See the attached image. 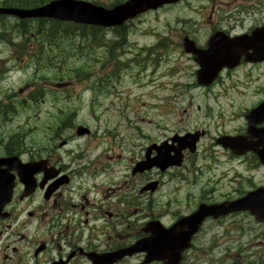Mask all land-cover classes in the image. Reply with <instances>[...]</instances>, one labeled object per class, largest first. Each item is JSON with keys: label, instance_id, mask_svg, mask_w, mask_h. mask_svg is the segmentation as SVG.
<instances>
[{"label": "rangeland", "instance_id": "obj_1", "mask_svg": "<svg viewBox=\"0 0 264 264\" xmlns=\"http://www.w3.org/2000/svg\"><path fill=\"white\" fill-rule=\"evenodd\" d=\"M3 1L0 0V3ZM20 1L33 2L34 0ZM85 1L110 8L118 1L123 2L125 0ZM245 2L244 0H184L179 5L141 16L129 25L131 29H129L125 37L127 45L129 44L134 47L131 56L134 57V61H139L137 65L142 64L144 66L149 64V58H152L146 51L149 47H152V51L153 46L157 45V43H161L162 46L167 43L168 45L166 46L168 47L166 51L163 48V52L158 51L154 52L156 55L153 54V57L157 58L160 62V67L157 68L156 72L152 74L153 71L150 66L144 69L140 66L132 69L126 78L120 80L118 83L116 82V77L113 78L110 74L113 68H117V59L124 55V51L121 50H125V48H123L121 43L117 46H114L113 42L105 45L102 44L104 41L112 39L114 35L112 31H104L102 33V41H100L99 32H93L89 29L81 36L80 33H76V30L69 29L68 24H62L60 27H55L49 22H43L40 25L34 21L21 24L23 27L29 26L30 28L26 36L27 50L31 55L34 54V59L31 60V58L26 56V49L23 54H17L19 59L15 60L12 57L16 51L21 50L22 52L21 45H18L19 39L17 38L19 36L16 33H13L11 42H7L5 39L0 40V68L6 64L17 66V69H20L19 72L9 74V78L0 83V96L2 91H6L8 94H16L17 87L35 81L36 76L39 78L45 77L50 82L70 80L75 85L72 90L70 88L62 93L47 90L43 102L30 100V103L27 105L24 99L20 101H15L14 99L7 100L5 104L12 106L19 104L21 108L17 117L9 123L13 126L2 120L0 121V128L5 127L1 130L8 132L15 128L16 125H21L20 127L38 125L40 133L29 134L27 140L30 137L43 140L47 134L45 128L53 126L55 119H58L59 110H71L75 114L74 124L87 126L93 133L90 140H84L81 145L93 148L95 138L98 139V137L104 136L107 139L102 140L100 147L108 149L107 140L112 144L109 133H112V135L113 132L118 135L120 134L121 138L120 136L116 138L115 142H117V145L114 146V151L111 152L113 156H119L120 161H117L119 168L117 169L124 170L123 174H126L125 169L130 167L129 159H136L149 145V141L157 139L156 126L166 127L170 130L172 134L169 137L173 134L182 135L194 130H198L199 132L204 131L205 134L200 143L199 154L192 158L196 159V162L199 160L198 164L202 166L201 174L195 172V169L191 170L190 160H188L181 171L171 173L173 176L168 185L169 188L165 189L164 194L153 198V203L157 207L153 212L154 215L161 211L165 201H171L172 204L176 205L172 209L176 208L188 214L190 211H186V208L183 206L184 195L195 194L198 188L199 190H205L204 186L200 187V179H203L201 184L207 185L206 180L210 178L214 179L213 176L217 177L221 167L228 168L224 164L220 166L212 165L214 157H216V160L222 158L221 153L217 154L216 151H210L213 138L218 132L231 134L243 129L245 123L243 113L246 114V110L253 109L263 99L264 94L261 91L264 89V67L255 70L241 68V71L235 75L238 81L231 82L240 84L241 81L243 83L240 86L243 89V91L239 90L240 94H238L237 90L236 93L231 90L226 91L230 83H226L227 85L224 83L222 87L219 84L217 88H213L210 91L197 89L194 87L196 82L193 77L197 67L188 61V58L183 56L179 49L181 48L179 40H181L184 34H187L198 41H203L208 33V27L217 25L216 21L218 20H225L226 26L232 27L236 25L238 19L246 16L245 13L238 12L237 8ZM210 15L212 16V21L208 23L207 20H209L208 17ZM1 22H5L8 30H13L12 26H20V24L13 20ZM36 28H40L39 32H36ZM64 29L69 30L64 32ZM42 30L47 35L52 32L53 38L47 40ZM66 33H70V36ZM58 34H61V38H58ZM20 43H24V39ZM159 55L164 57H158ZM128 57L130 56H123V59ZM147 58L149 60H146ZM9 59L10 61H8ZM35 61L40 62V64L37 66ZM126 61L124 60L121 63L122 68L125 66ZM35 67L38 69L35 70ZM81 71H85L86 75L79 74ZM89 73L94 78L91 79ZM99 80H102L103 84L108 80L110 82L108 84L111 86L110 90L102 96L100 95L101 92L94 88V84H98ZM184 84L185 87L180 88ZM90 88L97 91V93L93 94V90L89 91ZM109 92L110 94L117 92L119 93V97L114 99L113 96H108ZM152 93L156 96H152ZM216 97L219 99L218 102L215 100ZM0 101L3 103L5 100L0 98ZM218 104L222 105V115L225 119H218L217 114L219 111H222L218 108ZM27 119L29 120L27 121ZM25 122L27 124L24 125ZM66 124L68 125L70 122ZM54 125H57V123ZM135 127H138L142 133V137L139 138L140 141L129 139L138 133L134 129ZM96 131L97 135L95 136ZM167 133L162 131L163 135L167 136ZM133 141L135 144L129 145L128 148L125 147V144ZM205 145L207 146L205 147ZM133 148L136 151L132 150ZM126 151H129L130 154L127 155ZM100 152L97 149V153ZM94 156L95 154L91 155V157ZM206 156L211 160L207 166H205L208 163L207 160L201 161ZM107 165L108 167L117 166L115 165V161ZM157 178L159 177H155V179ZM163 180L165 181L166 178H163ZM223 182L218 185V188L221 187ZM141 184L142 181L139 183L137 189L134 186V182H131L124 189L116 191L118 200L123 203V207H116L115 214L118 217L115 224L117 225L108 226L110 229L108 228L107 232L110 231L111 236H113L114 232L112 231L114 229L116 230L115 232L121 233L123 244H128V240L136 234L135 232L144 222L142 216L148 217L149 215L148 211L143 212L141 216L138 215L137 211H134L135 205L138 204V200L141 197L137 196V191ZM225 189L226 191L229 190L228 188ZM219 194L224 195L221 190ZM125 203L132 204H128L125 207ZM133 204L134 206L130 207ZM193 205V199L188 198V204L185 207H192ZM144 206L145 203L143 202L142 207L144 208ZM129 223L131 227L128 226L127 228L126 226ZM223 225L218 228V236L215 243L213 242L216 238L201 239V241L205 242L203 244L200 243L203 251L208 249L212 243V245H217L216 247H218L217 250L219 251H223L231 246L232 242L229 241L231 237L227 233L230 220H224ZM253 226L252 224V227L246 229L249 232L248 236L257 234L261 237L253 241V244L258 245L260 241L264 243V226ZM209 243L211 244L208 245ZM234 246L237 247V245ZM240 247H247V250H251L249 243L246 246ZM208 252L206 250V253ZM256 252L259 253V250H256ZM220 254H224V252ZM247 254L249 253H244V256L247 257ZM214 256L215 251L208 255H200V258L207 263L212 262L210 258ZM220 259L225 260L226 256L220 255ZM135 261L132 260L126 264H139Z\"/></svg>", "mask_w": 264, "mask_h": 264}, {"label": "flooded vegetation", "instance_id": "obj_2", "mask_svg": "<svg viewBox=\"0 0 264 264\" xmlns=\"http://www.w3.org/2000/svg\"><path fill=\"white\" fill-rule=\"evenodd\" d=\"M244 1L246 2L237 8L238 12L245 13L246 16L238 19L236 25L232 27L227 25V27L225 20H218L217 25L208 27V33L203 41H198L187 34H184L180 40L182 47L185 39H189L198 50H206L208 42L216 33L237 41L236 44L239 43L238 40L243 39L247 50L240 54L238 64L234 68H223L213 84V88H217L219 84L222 87L224 83H230L226 91L231 90L236 93L237 90L238 94H240L239 90L243 91L240 88L243 83L231 82L238 81L235 75L241 71V68L255 70L264 67V0ZM208 19L207 22L211 23L212 16L210 15ZM237 47L238 45L235 46ZM183 56L195 65L194 59L184 54ZM59 82L42 84L48 86V90L55 92H64L74 87V83L70 80ZM55 83L57 84L54 85ZM261 92L264 94V89ZM2 96L5 101L15 100L13 95ZM261 103H264V95L258 104ZM70 117L68 114L67 119L58 123L59 125L46 127L47 134L43 140L36 137L27 140V135H34L35 128L26 130L20 127L16 134H0V264H126L132 260L144 264V254L125 258H117L114 255L115 252L147 237L143 232V224L128 240V244H123L122 234L115 232V229L112 231L113 236L110 231L107 232L109 227L117 225L115 224L118 217L115 214L116 207H123L116 191L122 190L125 175L115 167H108L106 163V161H115V165L119 168L117 164L119 157L107 156V153L114 151V146L117 145L116 135L109 133L112 144L107 140L109 148L97 153L94 148L81 145L84 140H90L93 133L90 132L82 137L76 136L77 126L66 124ZM36 129L40 133V128L36 127ZM161 129V127L155 128L157 139L149 141V145L171 143L172 137L169 136L172 133L169 131L167 136L163 135ZM260 129L264 130V123L254 128L257 133L253 134V138L247 139L248 143L258 149L264 146V137L260 136ZM245 132L246 123L242 130L231 134L218 132L214 136V145L217 146L218 140L223 136L244 137ZM202 134L205 133L202 131ZM103 139L107 138L101 136L100 140ZM217 148L229 163L221 187L218 188L216 184L214 189L208 191L197 189L195 194H185L183 206L186 211H190L188 214L176 208L171 209L176 205L169 201L167 204L169 210H162L148 218L142 216L144 221L159 222L163 227L169 228L181 217L191 215L202 205L226 204L241 199L257 189H264V167L258 163L252 153L234 157L227 150L219 146ZM93 154L97 157H91ZM142 155L144 156V151ZM154 155L155 152H152L151 157ZM193 157L195 154L190 156L185 152L183 166ZM143 160V157L137 159L134 165ZM132 169L133 167L128 169L126 177L129 178L130 183L134 182L137 189L142 181L137 196L147 194L146 205L153 207V197L169 188L172 178L169 170L161 173L152 169L141 174H133ZM193 169L191 167L192 171ZM242 171L245 173L241 174ZM164 176H167L166 181L163 180ZM155 177L159 178L155 179ZM152 183H156V188L153 191L143 192L145 187ZM10 188L12 197L6 201ZM225 188L229 190L226 191ZM220 190L224 195L219 194ZM188 198L194 201L192 207H185ZM128 204L132 203H125V207ZM132 206L134 204L130 205ZM135 206L134 211L141 216L139 211H143L145 207L139 204V200ZM227 219L230 220L228 225L230 230L234 231L252 227V224L253 227L264 226V222H258L248 211H239L217 220L207 219L203 227L206 226L209 231L218 222ZM128 226L131 227V224L126 227ZM202 232L192 237V245L181 255L180 264H197L200 261L199 256L202 253L200 243H205L201 239H207L210 235L209 233L203 235ZM240 238L241 235L234 236L233 243ZM253 250L255 251H249L246 257L243 249L232 246L226 254V264H264V243L260 241ZM256 250H259V253ZM151 264H161V262Z\"/></svg>", "mask_w": 264, "mask_h": 264}, {"label": "water", "instance_id": "obj_3", "mask_svg": "<svg viewBox=\"0 0 264 264\" xmlns=\"http://www.w3.org/2000/svg\"><path fill=\"white\" fill-rule=\"evenodd\" d=\"M180 0H128L125 4L114 7L111 10H105L92 4L74 1L60 0L53 1L49 4L33 10H16V9H0V15L14 16L20 20L25 19H52L61 22H70L77 25L95 26L101 28H113L122 26L126 21L134 19L147 11H154L166 5L176 4ZM264 38V36H263ZM238 45L242 51L247 50V46L243 41L236 44L220 39H212L208 44V50L204 52L193 51L187 47L186 52H191L196 56L195 62L198 63L201 70L197 76L203 84H209L214 74L225 66L226 63L236 65L238 57L233 48ZM191 47V46H190ZM212 67L213 69H210ZM216 67V68H215ZM209 68V69H208ZM200 83V82H199ZM248 121V132L253 125L264 121V104L254 109L246 117ZM86 130H81L78 134L83 135ZM186 138L181 139L184 142ZM195 141H193L194 143ZM227 147L236 153L251 150L242 143V140L235 138L225 141ZM193 143L190 149L193 150ZM246 148V149H245ZM184 148L180 147L176 150L175 155L171 158L168 155L160 157L157 161L147 166L150 168L155 165L159 168L166 166L179 165L180 152ZM252 150H255L252 147ZM260 163L264 165V147L256 152ZM264 194L261 191L249 194L240 202L228 204L226 206L217 207H200L192 216L182 219L170 230H163L158 224L149 225L147 231L151 233L149 239L142 240L135 244L131 250H126L122 254L146 253L147 260L145 263L153 261L165 262V264H178L179 256L182 250L188 247L190 237L197 232L199 226L207 217L217 218L219 216L229 214L237 210L252 209L254 206H264ZM257 219L264 220V211H252ZM121 254V253H119Z\"/></svg>", "mask_w": 264, "mask_h": 264}, {"label": "trees", "instance_id": "obj_4", "mask_svg": "<svg viewBox=\"0 0 264 264\" xmlns=\"http://www.w3.org/2000/svg\"><path fill=\"white\" fill-rule=\"evenodd\" d=\"M44 2H46V0H39V1H37V3H30V4H26V5H23L22 3H19V2H16V5H18V7L19 8H28V7H36V6H38L39 5V3H44ZM9 4H12V3H9ZM6 6H11V5H6ZM12 6H14V5H12ZM22 24H24L23 22H22ZM53 24H54V22H53ZM55 24L56 25H54L55 27H60V26H62V24L61 23H59V22H55ZM69 27V29H74V30H76V33H80V35L82 36V34H84V32L86 31V30H89V29H91V31H93V32H99V36H100V41H102V33H103V31L102 30H100V29H96V28H85V27H77V26H74V25H69L68 26ZM1 29L3 30L1 33H0V38H2V39H9V37H10V35H8V33L6 32L7 31V29H6V27H1ZM28 29L30 30V28L29 27H23L22 25H21V27H19V28H17L16 30L17 31H20L22 34H25L26 35V33H28ZM39 29V28H38ZM69 29H67V30H65L64 29V32H67ZM36 32H38V30H36ZM18 33V32H17ZM20 34V33H19ZM43 34H45V38L46 39H52L53 38V33L52 32H50L48 35H46V33H45V31H43ZM66 34H70V33H66ZM92 35V34H91ZM70 36V35H69ZM58 38H61V34H58Z\"/></svg>", "mask_w": 264, "mask_h": 264}]
</instances>
